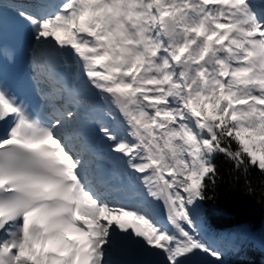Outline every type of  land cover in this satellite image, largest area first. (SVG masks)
Here are the masks:
<instances>
[{
    "label": "snow or ice",
    "instance_id": "6c2138e0",
    "mask_svg": "<svg viewBox=\"0 0 264 264\" xmlns=\"http://www.w3.org/2000/svg\"><path fill=\"white\" fill-rule=\"evenodd\" d=\"M10 35L28 43L42 99L67 97L46 116L3 77ZM0 123V264H223L201 205L217 156L250 195V170L264 176V5L0 0Z\"/></svg>",
    "mask_w": 264,
    "mask_h": 264
},
{
    "label": "trees",
    "instance_id": "16d2710c",
    "mask_svg": "<svg viewBox=\"0 0 264 264\" xmlns=\"http://www.w3.org/2000/svg\"><path fill=\"white\" fill-rule=\"evenodd\" d=\"M216 164L222 179L214 190L209 189L206 193L212 199L204 202L220 208L222 217L218 220L219 226L235 230L240 225H245L249 229L258 228L264 215V195H262L264 189L261 185L264 176L254 168L250 170L248 179L255 189L250 195L245 186V177L240 172H234L230 162L220 156Z\"/></svg>",
    "mask_w": 264,
    "mask_h": 264
},
{
    "label": "water",
    "instance_id": "95a60500",
    "mask_svg": "<svg viewBox=\"0 0 264 264\" xmlns=\"http://www.w3.org/2000/svg\"><path fill=\"white\" fill-rule=\"evenodd\" d=\"M259 241L262 245H264V221L262 222V228L260 231Z\"/></svg>",
    "mask_w": 264,
    "mask_h": 264
},
{
    "label": "bare ground",
    "instance_id": "6f19581e",
    "mask_svg": "<svg viewBox=\"0 0 264 264\" xmlns=\"http://www.w3.org/2000/svg\"><path fill=\"white\" fill-rule=\"evenodd\" d=\"M87 111V110H86ZM109 123H111L110 121H109ZM117 155H119V154H117ZM114 259H120V257H114Z\"/></svg>",
    "mask_w": 264,
    "mask_h": 264
}]
</instances>
